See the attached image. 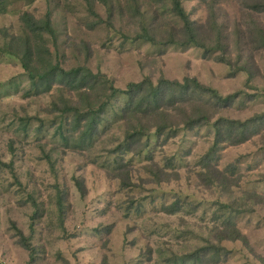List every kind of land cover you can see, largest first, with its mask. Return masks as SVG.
Masks as SVG:
<instances>
[{
	"label": "rangeland",
	"instance_id": "rangeland-1",
	"mask_svg": "<svg viewBox=\"0 0 264 264\" xmlns=\"http://www.w3.org/2000/svg\"><path fill=\"white\" fill-rule=\"evenodd\" d=\"M107 1L112 18L103 0H11L8 12L0 14V264H166L217 241V201H238L251 209L236 220L245 238L220 243L228 253L219 264H264V124L251 140L219 150V167L234 175L224 181L199 177V159L212 139L208 130L188 138L192 153L179 176L160 184L147 182L150 168L164 165L177 151L184 155L181 141L162 146L153 136L150 149L139 156L144 139L133 153L118 154L137 185L125 188L116 177V154L110 153L124 140V124L113 116L124 98L114 101L109 122L91 147L67 146L56 128L66 119L62 101H77V94L60 78L48 89L46 81L28 76L21 63L27 36L20 20L23 11L38 20L51 17L56 37L43 33L30 55L39 73L49 66L65 71L86 66L122 89L145 77L154 82L191 77L223 96L251 97L264 94V11L248 4L264 0H183L207 45L215 47L221 39L224 50L213 54L132 39L144 24L154 27L160 40L180 28L167 0ZM13 50L18 55L9 53ZM262 113L264 95L221 114L245 120ZM26 118L32 122L24 132ZM176 196L184 210L162 212Z\"/></svg>",
	"mask_w": 264,
	"mask_h": 264
},
{
	"label": "trees",
	"instance_id": "trees-1",
	"mask_svg": "<svg viewBox=\"0 0 264 264\" xmlns=\"http://www.w3.org/2000/svg\"><path fill=\"white\" fill-rule=\"evenodd\" d=\"M10 1L0 0V14L8 12ZM167 2L170 3L171 13L181 23L180 28L173 27L174 34L160 40L154 34V27L150 28L144 24L141 26V31L132 37L133 40L144 41L157 47L194 46L204 49L207 54L224 50L221 39L217 41L215 47L207 45L200 33V26L191 19L184 7L183 0H167ZM134 3L137 6L136 1ZM103 4L108 8L109 16L112 18V6L107 0H103ZM249 6L258 12L264 11V1H251ZM20 20L27 36L23 42L24 53L21 63L28 76L33 80L38 77L42 81H46L49 83L48 89L54 80L57 81L60 78L62 84L77 94V101H62L64 106L62 115L66 116V119L65 123L61 122L56 128L57 134L67 142V146L77 149L91 147L95 138L100 135L104 126L109 122L107 114L109 109L114 107V101L124 98L122 105L115 106V111H113V116L124 124V140L122 146L118 148V152L114 150L110 153L116 154L114 159V163L117 165L116 177L125 188H134L137 185L133 182L130 172L123 171L127 163L118 154L120 151L123 155L133 153L134 147L144 139H146L145 144L137 153L139 156L150 149L153 136L162 146L168 145L177 138L181 141V150L184 155L177 151L175 155L167 159L164 165L154 163L153 166L156 169L151 170L150 168L151 173L148 174L151 179L147 182L160 184L175 180L171 177L172 175L176 176L175 178L179 176L184 158L192 153V140L188 138L198 135L203 129L208 130V134H212V139L208 150L199 159V164H201L199 177L215 182L227 179L226 176H234L219 167V150L225 146L241 145L251 140L259 134L258 126L264 124L263 113L245 120L221 114L235 105L243 104L245 106L248 100L258 99L264 94L255 93L250 97L244 92H238L223 96L218 90L201 84L196 78L187 77L183 81H178L161 77L154 82L150 77H145L140 82H131L122 89L105 75L93 73L86 66L66 71L59 68L58 65L49 66L44 72L39 73V69L33 65L30 55L37 50L36 46L38 45L34 43L42 39L43 33H49L53 38L56 37L51 17L48 14L45 19L38 20L28 11H23ZM262 33L261 36L264 40V32ZM17 51L13 50L9 53L18 55ZM220 60L226 61L223 57ZM247 96L250 99H247ZM22 120L25 122V124L22 123V129L26 132L32 121L30 118ZM38 131L40 132V129ZM149 159L154 161L153 153ZM235 168L236 165L233 164L230 171ZM76 182L82 188V182ZM82 190L84 191V189ZM62 199V193L59 192L58 206L60 208L63 207ZM215 205L218 206L213 218V222L217 223V241L185 258L178 257L175 261L168 260L165 262L166 264H219L220 258L228 253L220 243L225 240L237 241L245 238L239 230L236 220L239 216L251 212L246 203L217 201ZM185 206L182 199L176 196L172 203L162 205L161 210L164 213L175 215L182 212ZM127 208L131 210L130 207ZM36 215L37 213L32 215L33 220H36ZM19 236L24 246L31 250L28 239L21 232H19ZM212 253L214 255L210 257Z\"/></svg>",
	"mask_w": 264,
	"mask_h": 264
}]
</instances>
